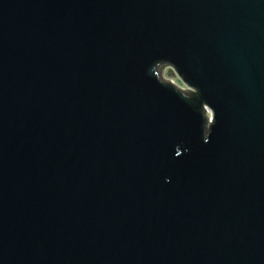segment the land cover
<instances>
[{"label": "water", "instance_id": "1", "mask_svg": "<svg viewBox=\"0 0 264 264\" xmlns=\"http://www.w3.org/2000/svg\"><path fill=\"white\" fill-rule=\"evenodd\" d=\"M0 264H264V0H0Z\"/></svg>", "mask_w": 264, "mask_h": 264}, {"label": "rangeland", "instance_id": "2", "mask_svg": "<svg viewBox=\"0 0 264 264\" xmlns=\"http://www.w3.org/2000/svg\"><path fill=\"white\" fill-rule=\"evenodd\" d=\"M157 76H159L164 82H170V84L178 88L183 86L174 70L168 65L162 64V68L160 72H157Z\"/></svg>", "mask_w": 264, "mask_h": 264}]
</instances>
